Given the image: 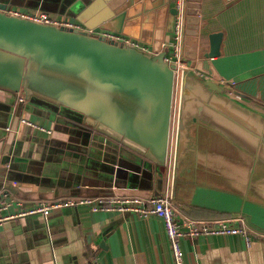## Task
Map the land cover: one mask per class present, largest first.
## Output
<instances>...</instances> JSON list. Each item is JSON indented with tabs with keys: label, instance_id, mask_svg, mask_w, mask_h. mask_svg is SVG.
<instances>
[{
	"label": "crops",
	"instance_id": "crops-1",
	"mask_svg": "<svg viewBox=\"0 0 264 264\" xmlns=\"http://www.w3.org/2000/svg\"><path fill=\"white\" fill-rule=\"evenodd\" d=\"M198 1L191 0L190 10L196 9ZM231 2L201 0L200 16L196 18L200 17V24L206 27L204 47L194 70L219 85L227 81L251 92L255 80L264 84V0ZM88 3L89 0H0L9 9L45 11L72 21H79ZM174 6L175 0H150L147 7L144 0L141 4L129 0L124 7L129 15L121 33L149 53L163 51L172 40ZM195 25V21L188 24L186 18L185 39L187 30ZM219 31L224 32L222 55L205 59L207 35ZM187 61L190 65L193 62ZM255 93L253 100L252 93L248 94L245 102L252 107L255 99L262 96ZM20 98L0 90V202L7 200L8 204L4 212L67 197L148 198L163 192V176L154 172L152 180H143L142 166L121 157L118 143L75 123L67 114ZM22 118L51 132L23 124ZM195 149V144H185L174 203L184 214L198 220L242 216L256 235L251 243L241 234L184 238V264H264V239L259 236L264 234V201L258 186L244 195L236 187L239 175H225L198 163ZM230 165L236 170L235 165ZM257 184L263 185L264 180ZM0 264L176 262L161 218L93 212L80 207L56 210L47 218L34 216L6 222L0 228Z\"/></svg>",
	"mask_w": 264,
	"mask_h": 264
},
{
	"label": "water",
	"instance_id": "water-1",
	"mask_svg": "<svg viewBox=\"0 0 264 264\" xmlns=\"http://www.w3.org/2000/svg\"><path fill=\"white\" fill-rule=\"evenodd\" d=\"M128 2L89 0L78 20H88L82 24L90 29L121 33ZM144 2L147 7L150 0ZM187 3V23L196 25L185 39V59L193 62L179 82L172 198L188 143L196 145L198 163L239 175L237 189L246 195L258 186L264 201V184H257L264 180V112L194 70L206 26L196 18L201 0L192 10L191 0ZM8 9L0 4V90L67 114L118 143L121 157L142 166L143 180H152L154 172L163 176L176 88L173 66L165 60L168 48L152 54L131 44L10 15ZM172 11L176 14L175 8ZM207 37L204 58L220 57L224 32Z\"/></svg>",
	"mask_w": 264,
	"mask_h": 264
},
{
	"label": "built area",
	"instance_id": "built-area-1",
	"mask_svg": "<svg viewBox=\"0 0 264 264\" xmlns=\"http://www.w3.org/2000/svg\"><path fill=\"white\" fill-rule=\"evenodd\" d=\"M176 14H174L172 42L168 46V52L165 55V60L169 65L173 66L175 73V96L173 103L172 130L170 135V146L167 165L165 167L163 181L164 190L162 193L152 195L148 198L140 196H110V197H67L62 199H53L41 201L29 207L20 208L16 212H4L8 208L7 200L0 202V228L4 227L8 221L21 219L25 217L41 216L47 218L52 212L67 208L87 207L90 211L101 212L111 211L121 214L134 213L141 217L157 216L162 219L165 227V232L170 239L174 259L176 264H184V252L181 241L184 238H197L202 235H244L248 243H251L253 235L256 231L253 230L246 222L244 217H230L216 220H198L187 214H184L181 209L174 203L171 195L173 188V166H174V151L176 139V121L178 112V91L179 82L183 74V70L190 66V63L185 59V29L187 15V0H175ZM6 12L10 15L26 18L35 22L56 25L59 27L68 28L74 31H81L91 34L94 37L104 38L110 42L131 44L140 49L139 45L133 43L128 37L122 33H117L96 27L93 29L87 28L80 21H72L63 19L59 16L52 15L45 11L8 9ZM236 83L222 81L221 85L227 89ZM23 101V98H20ZM21 122L30 127L39 129L43 132L50 133L51 131L44 126L34 123L30 119L22 118ZM7 197V194H6ZM8 198V197H7ZM264 239V234H259Z\"/></svg>",
	"mask_w": 264,
	"mask_h": 264
},
{
	"label": "trees",
	"instance_id": "trees-1",
	"mask_svg": "<svg viewBox=\"0 0 264 264\" xmlns=\"http://www.w3.org/2000/svg\"><path fill=\"white\" fill-rule=\"evenodd\" d=\"M256 82L253 84V91L251 92H247L245 91L242 86L240 84H235L233 86H231L230 88H228L227 90L230 91L233 95H237L239 96V98L246 102L248 97V94H251V100H253V94L256 92H259L260 94H262L261 98L255 99V103L253 104L254 107L258 108L259 110L264 111L263 107H264V84L263 82L260 80L259 82L257 80H255ZM256 94V93H255ZM251 104V105H252Z\"/></svg>",
	"mask_w": 264,
	"mask_h": 264
},
{
	"label": "rangeland",
	"instance_id": "rangeland-1",
	"mask_svg": "<svg viewBox=\"0 0 264 264\" xmlns=\"http://www.w3.org/2000/svg\"><path fill=\"white\" fill-rule=\"evenodd\" d=\"M171 42H172V40H171ZM171 42H170V44H171ZM171 46V45H170ZM237 96V95H236ZM238 98H239V96H237Z\"/></svg>",
	"mask_w": 264,
	"mask_h": 264
}]
</instances>
